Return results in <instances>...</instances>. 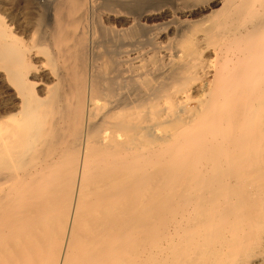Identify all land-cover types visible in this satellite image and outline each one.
<instances>
[{
  "label": "bare ground",
  "instance_id": "obj_1",
  "mask_svg": "<svg viewBox=\"0 0 264 264\" xmlns=\"http://www.w3.org/2000/svg\"><path fill=\"white\" fill-rule=\"evenodd\" d=\"M36 1L50 87L0 15V264H264V0H173L167 48L149 0Z\"/></svg>",
  "mask_w": 264,
  "mask_h": 264
},
{
  "label": "rangeland",
  "instance_id": "obj_2",
  "mask_svg": "<svg viewBox=\"0 0 264 264\" xmlns=\"http://www.w3.org/2000/svg\"><path fill=\"white\" fill-rule=\"evenodd\" d=\"M172 1L173 0H157V2H156V0H153V1L149 0L148 1L149 3L146 4V6L151 5L152 7L149 8L150 12H146V14L148 13L147 14L148 18H146V20L142 21L144 23V25H146L145 29L144 28L142 29L143 34L145 33V35H146L145 37L146 38L148 37L147 39L151 40V41H156V42L158 41L157 43L159 44V46H161L163 48H167L169 45H171L173 42V39H174L173 38L174 36L172 34L167 33L164 30L165 24L172 17V13L170 11V8L173 9L172 8ZM186 1H191V0H186ZM36 2H37L36 0H0V15H1L2 19L4 20V22H6V24L10 28H12V31L14 32L16 38L19 39L21 42L23 41L24 42L23 44L30 46V48L32 47L30 49V50H32L31 54L34 58V59H32V62H33V64H35V66L38 65L39 66L38 68L40 69L39 77L35 81H37V85H39L38 87L42 88L43 86L50 87L52 85V82L50 81L51 78L49 79V77L47 75L48 66L46 65V59H45L43 54L39 53L38 48H35V47H38L40 44H43V45L47 44L45 39H47V41L49 39L48 35H49L50 27L53 25V19H52L51 15H49L50 13L45 12V14H44L45 20L44 21L45 22L47 21V23L44 24V22H43L42 25H39V26L36 25V20L38 18V14L41 13L40 11H38L39 9L36 5ZM158 3H159V5H158ZM216 7L218 8V6H216ZM216 7H213V8H207L206 7V8H203L201 10L197 8V10H194L192 12L193 13L192 15H186L185 17H183V16L181 17L180 15H176V16H178V18H181V20L189 21L190 24H192V25H198L199 21H201L204 17L208 16L211 13V11L217 9ZM34 8H36V9H34ZM33 9L36 11H33ZM154 9L155 10L157 9V10L155 11ZM151 14H153V15H151ZM47 15H48V17H47ZM48 18H50V19H48ZM102 18H103L102 19L103 26H110V24H111L113 26H110V27H112V29L114 31H118L120 28H122V26L125 28L128 25H130V23H128L127 25L124 24L125 22L119 18H116V19L112 18L109 22L110 24H108L106 17H102ZM106 24H108V25H106ZM49 25H50V27H48ZM36 26H38V27H36ZM152 27H153V29H152ZM37 29H39V31ZM162 29H163V31H162ZM38 32H39V34H38ZM158 34L161 36L160 38H158ZM154 37H155V39H154ZM156 37L158 40L156 39ZM111 38H112V34L111 35L110 34L104 35L101 38L99 37L98 41H99V44L101 46L100 49L105 50V52L107 51L108 53L114 54L116 56V58H118L120 61L124 60L127 53L128 52H129V54L131 53V51H132L130 48L131 46H129V44L127 42H121V43L117 42V41L112 42ZM35 39H37V40H35ZM42 41H44V42H42ZM33 44L35 47L33 46ZM105 44H107V45H105ZM127 48H128V50H127ZM120 49H122V50H120ZM33 51H35L36 53ZM40 66H41V68H40ZM147 66L149 69H151L150 65H147ZM40 79H41V81H40ZM1 81L2 80L0 78V111H2L4 108L8 109L11 106L10 102H11V94H12V88L9 87L5 81H2V82ZM5 106H7L8 108H6Z\"/></svg>",
  "mask_w": 264,
  "mask_h": 264
}]
</instances>
